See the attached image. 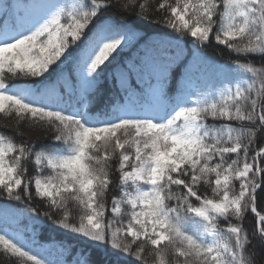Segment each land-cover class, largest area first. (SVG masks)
Listing matches in <instances>:
<instances>
[{
  "label": "snow or ice",
  "instance_id": "1",
  "mask_svg": "<svg viewBox=\"0 0 264 264\" xmlns=\"http://www.w3.org/2000/svg\"><path fill=\"white\" fill-rule=\"evenodd\" d=\"M138 21L175 35L145 39ZM212 37L264 57V0H0L5 254L20 264H256L264 147L249 153L264 138V60L220 65L201 51ZM36 126L42 136L28 134ZM249 211L251 236L239 223ZM45 220L78 238L61 244L71 261L26 250L22 232Z\"/></svg>",
  "mask_w": 264,
  "mask_h": 264
},
{
  "label": "trees",
  "instance_id": "2",
  "mask_svg": "<svg viewBox=\"0 0 264 264\" xmlns=\"http://www.w3.org/2000/svg\"><path fill=\"white\" fill-rule=\"evenodd\" d=\"M120 3L123 2V0H119ZM142 2L148 4L150 7H155L158 0H142ZM7 3V2H6ZM113 3H116V0H113ZM137 27L140 33L144 36L145 39H148L151 37L155 40V38L158 39H168L170 37H174V33H172L169 29L160 27L156 24H149L146 21H138ZM181 48L183 49V52L181 53L180 58H183V55L190 54L192 51V45L191 41L186 40L181 44ZM203 54L205 56L213 58L214 61H216L220 65H231L233 62H252L255 64V66L260 67L261 61L264 60V57L260 56H248L245 57L243 55H238L233 52H231L225 45H219L215 42V38L212 37V42L209 43L206 47H203L201 49ZM132 53L130 51H123L120 53V55L117 57L116 61H113V64L109 65V69H111L116 63H118L120 60H123L125 57L130 56ZM106 71H108L106 69ZM196 71L195 69L193 70ZM198 74V73H197ZM108 86L111 87V81H109ZM5 123V117L2 113H0V125H3ZM11 123V121H9ZM6 132V129L3 127H0V133ZM11 137V133H7ZM28 134L37 137L42 136L43 129L39 126L36 127H30ZM43 144L46 145L49 148H55L58 147V145L52 144L51 140L45 139L43 141ZM264 145V138H261L260 136L257 137L256 142L253 145L252 151L249 153V156L255 154L256 150L260 149ZM243 155V154H241ZM232 158H235L234 156ZM48 172H45L44 175H48ZM30 175H34L30 171ZM237 188H238V182H237ZM115 194L112 191L108 193V202L110 207V201L112 195ZM211 195L210 191L208 193ZM34 204L38 203V201H33ZM264 204V199H261V194H258V205ZM258 210L259 207H258ZM41 211H47L46 205L41 206ZM74 216L78 219L79 210L73 208L72 209ZM234 223H237L238 221L233 220ZM27 221H23L22 224H27ZM222 225L224 224V221H221ZM239 223H242L245 230L249 233L251 236L252 233L255 230V216L250 211L247 212L243 218L242 221H239ZM45 227L42 230H37L36 232L32 231V228L29 226L25 231H23L26 235H28L29 239L37 238L39 241L43 240H49V239H59L66 245L76 244L79 246V240L76 236L70 233H65L63 230L57 228L51 221L45 220L44 221ZM226 226V225H225ZM30 250V249H28ZM75 251V249H73ZM249 252L255 253V260L256 264H260L261 259H264V243H262L258 236L252 238V245L249 247ZM38 253V252H37ZM67 258L69 261L73 259L72 256L68 255L66 251H62L59 256V260H63ZM0 264H20V261L11 255H7L2 251V248H0ZM148 264H152V258L148 257Z\"/></svg>",
  "mask_w": 264,
  "mask_h": 264
},
{
  "label": "rangeland",
  "instance_id": "3",
  "mask_svg": "<svg viewBox=\"0 0 264 264\" xmlns=\"http://www.w3.org/2000/svg\"><path fill=\"white\" fill-rule=\"evenodd\" d=\"M56 248H57V249H60V245H57V247H56ZM57 249H56V250H57Z\"/></svg>",
  "mask_w": 264,
  "mask_h": 264
}]
</instances>
